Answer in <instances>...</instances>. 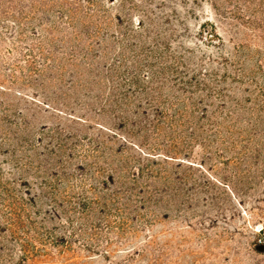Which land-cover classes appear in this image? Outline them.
Segmentation results:
<instances>
[{"label":"rangeland","instance_id":"374dc122","mask_svg":"<svg viewBox=\"0 0 264 264\" xmlns=\"http://www.w3.org/2000/svg\"><path fill=\"white\" fill-rule=\"evenodd\" d=\"M0 264H264V0H0Z\"/></svg>","mask_w":264,"mask_h":264}]
</instances>
